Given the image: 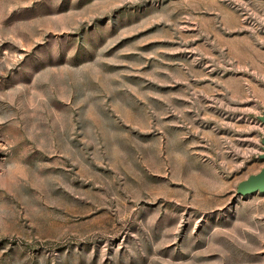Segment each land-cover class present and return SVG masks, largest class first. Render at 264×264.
<instances>
[{
  "label": "rangeland",
  "instance_id": "rangeland-1",
  "mask_svg": "<svg viewBox=\"0 0 264 264\" xmlns=\"http://www.w3.org/2000/svg\"><path fill=\"white\" fill-rule=\"evenodd\" d=\"M264 0H0V264H264Z\"/></svg>",
  "mask_w": 264,
  "mask_h": 264
},
{
  "label": "water",
  "instance_id": "water-1",
  "mask_svg": "<svg viewBox=\"0 0 264 264\" xmlns=\"http://www.w3.org/2000/svg\"><path fill=\"white\" fill-rule=\"evenodd\" d=\"M260 120L264 122V113L259 116ZM263 149H264V139H263ZM264 158V152L260 156ZM264 192V167L260 172L250 175L247 179L241 181L238 184L236 197L248 195L255 192Z\"/></svg>",
  "mask_w": 264,
  "mask_h": 264
}]
</instances>
